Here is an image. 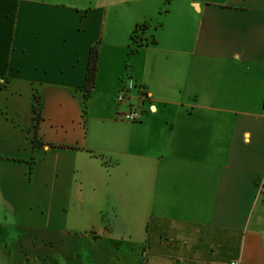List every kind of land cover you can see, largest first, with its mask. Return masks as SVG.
Here are the masks:
<instances>
[{
	"label": "crops",
	"instance_id": "obj_1",
	"mask_svg": "<svg viewBox=\"0 0 264 264\" xmlns=\"http://www.w3.org/2000/svg\"><path fill=\"white\" fill-rule=\"evenodd\" d=\"M231 261L264 264V0H0V264Z\"/></svg>",
	"mask_w": 264,
	"mask_h": 264
},
{
	"label": "built area",
	"instance_id": "obj_2",
	"mask_svg": "<svg viewBox=\"0 0 264 264\" xmlns=\"http://www.w3.org/2000/svg\"><path fill=\"white\" fill-rule=\"evenodd\" d=\"M144 24L136 25V36H140ZM149 99V93L142 82H138L132 77L123 80L118 89L115 102L117 105V117L127 122H140L143 120V104ZM230 264H238L237 261H231Z\"/></svg>",
	"mask_w": 264,
	"mask_h": 264
},
{
	"label": "trees",
	"instance_id": "obj_3",
	"mask_svg": "<svg viewBox=\"0 0 264 264\" xmlns=\"http://www.w3.org/2000/svg\"><path fill=\"white\" fill-rule=\"evenodd\" d=\"M146 28V25L143 26L142 32L140 36H136L137 28L136 30H133L131 34V44H134L136 49L137 47H140L141 45L147 43V40H145L143 34L144 30ZM134 49H131L133 51ZM96 68H97V46L92 47L91 53H90V58H89V63H88V69H87V75H86V85L87 87L91 86L94 82V77L96 73ZM88 93H86L87 97ZM37 102V99H36ZM34 110L36 112V119L38 120V105L36 104L34 107Z\"/></svg>",
	"mask_w": 264,
	"mask_h": 264
},
{
	"label": "rangeland",
	"instance_id": "obj_4",
	"mask_svg": "<svg viewBox=\"0 0 264 264\" xmlns=\"http://www.w3.org/2000/svg\"><path fill=\"white\" fill-rule=\"evenodd\" d=\"M138 25H141V24H138ZM144 25H146V24H144ZM147 26V25H146ZM146 29V28H145ZM133 32V31H132ZM131 42H132V40H131V35H130V49H134V47H135V45L134 44H131ZM97 47H98V45H97ZM126 62H128V57H127V59H126Z\"/></svg>",
	"mask_w": 264,
	"mask_h": 264
}]
</instances>
